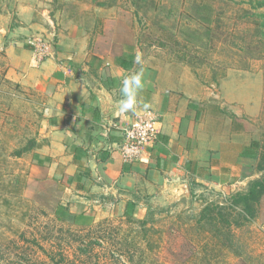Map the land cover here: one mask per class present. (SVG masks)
I'll return each mask as SVG.
<instances>
[{
    "label": "crops",
    "instance_id": "crops-1",
    "mask_svg": "<svg viewBox=\"0 0 264 264\" xmlns=\"http://www.w3.org/2000/svg\"><path fill=\"white\" fill-rule=\"evenodd\" d=\"M51 3L0 0V21L8 13L0 42L7 77L45 99L36 153L62 205L75 204L82 216L137 217L206 188L244 191L259 176L254 167L260 145L252 123L261 92L237 100L229 88L240 81L229 74L220 82L219 102L212 85L187 66L157 60L137 42L112 41L101 16L94 25L78 16L52 15ZM34 36L51 42L50 57L37 59L26 42ZM137 71L144 81L139 105L121 114L122 81ZM147 109L159 116L161 132L141 160L124 163L122 137L111 123Z\"/></svg>",
    "mask_w": 264,
    "mask_h": 264
},
{
    "label": "rangeland",
    "instance_id": "rangeland-1",
    "mask_svg": "<svg viewBox=\"0 0 264 264\" xmlns=\"http://www.w3.org/2000/svg\"><path fill=\"white\" fill-rule=\"evenodd\" d=\"M49 10L91 23L101 16L112 41L187 66L219 102L220 82L234 74L240 86L228 91L237 100L261 92L252 125L264 149V20L248 0H53ZM1 44L0 264H264V200L254 219L236 226L242 220L226 203L236 190L206 188L137 217L82 216L75 204L62 205L36 153L45 99L7 77ZM206 204L224 208L198 223Z\"/></svg>",
    "mask_w": 264,
    "mask_h": 264
},
{
    "label": "built area",
    "instance_id": "built-area-1",
    "mask_svg": "<svg viewBox=\"0 0 264 264\" xmlns=\"http://www.w3.org/2000/svg\"><path fill=\"white\" fill-rule=\"evenodd\" d=\"M26 42L34 49L38 60L52 55V44L47 38L34 36L27 38ZM111 126L118 130L122 137L120 156L124 163L141 160L146 149L156 143L161 132L160 118L150 109L133 113L129 121L113 122Z\"/></svg>",
    "mask_w": 264,
    "mask_h": 264
},
{
    "label": "trees",
    "instance_id": "trees-1",
    "mask_svg": "<svg viewBox=\"0 0 264 264\" xmlns=\"http://www.w3.org/2000/svg\"><path fill=\"white\" fill-rule=\"evenodd\" d=\"M251 9L255 11V16L264 20V0H248ZM140 44V43H138ZM185 57V54H183ZM212 82L216 83L217 79L213 77ZM32 147L27 146L23 148L18 155H21L23 152L30 151ZM254 170L259 176L251 181L248 182L247 188L240 192H236L229 196L226 200V203L233 207L235 211L238 213L240 220L242 222H235L236 226L243 225L245 222H249L250 220L254 219L257 214V208L260 203L264 200V149L260 147V151L258 154V160L254 167ZM227 204H225L227 206ZM61 206V205H59ZM63 207V206H61ZM223 205H214V204H206L199 216H198V223H202L205 218V214L208 215L211 211L223 209ZM215 221V220H214ZM140 226L144 225L143 221H138ZM212 223H219L218 222H209ZM221 223H226L225 227H230L231 224L227 221H221Z\"/></svg>",
    "mask_w": 264,
    "mask_h": 264
},
{
    "label": "clouds",
    "instance_id": "clouds-1",
    "mask_svg": "<svg viewBox=\"0 0 264 264\" xmlns=\"http://www.w3.org/2000/svg\"><path fill=\"white\" fill-rule=\"evenodd\" d=\"M136 62L138 64L143 63L142 57L137 56ZM144 87L143 72L137 71L135 73L129 74L122 81L121 94L122 99L118 104V112L121 114L134 112L139 105V93Z\"/></svg>",
    "mask_w": 264,
    "mask_h": 264
},
{
    "label": "water",
    "instance_id": "water-1",
    "mask_svg": "<svg viewBox=\"0 0 264 264\" xmlns=\"http://www.w3.org/2000/svg\"><path fill=\"white\" fill-rule=\"evenodd\" d=\"M6 31H7V23L6 21L3 19L1 22H0V40H3L5 34H6Z\"/></svg>",
    "mask_w": 264,
    "mask_h": 264
}]
</instances>
